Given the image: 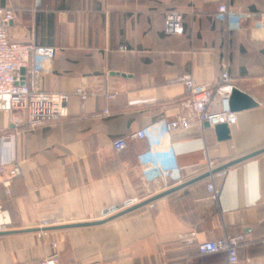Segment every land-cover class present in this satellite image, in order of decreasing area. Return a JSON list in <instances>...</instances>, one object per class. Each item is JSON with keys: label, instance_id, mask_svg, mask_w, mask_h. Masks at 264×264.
Listing matches in <instances>:
<instances>
[{"label": "crops", "instance_id": "crops-1", "mask_svg": "<svg viewBox=\"0 0 264 264\" xmlns=\"http://www.w3.org/2000/svg\"><path fill=\"white\" fill-rule=\"evenodd\" d=\"M222 3L264 13V0H0L15 14L10 39L56 50L52 60L30 57L24 83L67 95L69 110L34 130L16 127L21 112H0V135L18 133L16 164L0 166L8 222L0 264L41 259L51 243L59 264H227L226 254L203 256L197 245L236 236L244 238L241 264H264V153L194 181L264 148V30L246 21L228 31ZM170 10L184 13L181 35L164 33ZM226 60L233 84L259 106L236 112L227 141L205 125L166 136V122L195 119L182 79L214 86ZM140 130L146 139L113 149L114 139ZM152 147L176 159L155 184L142 178L139 161ZM183 184L102 225L34 231L104 220Z\"/></svg>", "mask_w": 264, "mask_h": 264}, {"label": "built area", "instance_id": "built-area-1", "mask_svg": "<svg viewBox=\"0 0 264 264\" xmlns=\"http://www.w3.org/2000/svg\"><path fill=\"white\" fill-rule=\"evenodd\" d=\"M218 12L228 31L240 28V22L253 21L261 30H264V13L238 12L229 3H222ZM15 19L11 8H0V112L13 115L21 112L22 119L16 121V127L26 125L34 130L39 126L54 124L69 117L68 96L65 94L45 92L30 88L24 83L23 69H27L30 57L37 60H52L56 56L53 47L23 44L10 39L8 29ZM239 20V23H235ZM185 16L178 10H170L166 14L164 33L167 36H178L184 31ZM193 99L195 119L181 117L168 121L163 126L166 136L178 130H190L194 125L204 127L208 123L211 127L216 124L227 123L229 126L237 122L236 113L232 112L229 104V96L236 86L228 71V60L224 64V71L220 81L210 87L198 85L193 78L186 76L182 79ZM77 94L83 101L87 99V93L80 89ZM105 114L109 111L105 110ZM18 133L0 135V166L16 164V140ZM145 130H140L128 136H121L113 140V149L117 152L125 151L130 142L138 139H146ZM141 176L149 184L168 179L176 168V159L173 150L162 156L155 147L149 148L139 156ZM18 169V168H17ZM212 168L211 171L212 172ZM208 190L215 194L217 188L213 183L208 184ZM0 207V233L6 230L8 222ZM46 225H43L41 234H47ZM244 238L241 236L224 237L218 240L207 241L197 245L200 255L226 254L227 264H241L239 249ZM17 264H59V255L54 252L48 256L31 262Z\"/></svg>", "mask_w": 264, "mask_h": 264}, {"label": "water", "instance_id": "water-1", "mask_svg": "<svg viewBox=\"0 0 264 264\" xmlns=\"http://www.w3.org/2000/svg\"><path fill=\"white\" fill-rule=\"evenodd\" d=\"M22 74L25 73V70L23 69L22 71ZM229 104H230V109L232 112L236 113V112H239V111H244V110H248V109H253L255 107H258L259 106V103L252 97L250 96L249 94L241 91L239 88L235 87L233 88L230 96H229ZM205 127H210V125L208 123L205 124ZM214 129H215V132H216V135H217V138L219 141H227L230 139L231 137V131H230V126L227 124V123H220V124H216L214 126ZM264 153V148L261 149V150H258L256 152H253L249 155H246L242 158H239L237 160H234L228 164H225L215 170H213L212 172H209L197 179H195L194 181H200L202 179H205L207 177H209L210 175H213V174H217V173H220V172H223V171H226L228 170L230 167L232 166H235L239 163H242L246 160H249L251 158H254L260 154H263ZM188 184V183H187ZM187 184H183L181 186H178L176 188H173L169 191H166L158 196H155L149 200H146L140 204H137L127 210H125L124 212H121L119 214H116L114 216H111L109 218H105L104 220H100V221H95V222H86V223H79V224H70V225H64V226H58V227H52V228H48L46 230H53V229H70V228H79V227H92V226H98V225H102V224H105L107 222H110L112 220H115L117 219L118 217L124 215V214H127L129 212H132L136 209H139L143 206H146L148 204H150L151 202L155 201V200H158V199H161L177 190H179L180 188L186 186ZM104 216H107L108 213L105 212L103 213ZM34 231H39L41 232L42 229L40 230H34ZM1 234V233H0Z\"/></svg>", "mask_w": 264, "mask_h": 264}, {"label": "rangeland", "instance_id": "rangeland-1", "mask_svg": "<svg viewBox=\"0 0 264 264\" xmlns=\"http://www.w3.org/2000/svg\"><path fill=\"white\" fill-rule=\"evenodd\" d=\"M43 224H47V223H43ZM50 233L49 232H47V234H41L40 235V233L38 234V236H41V237H47L48 235H49ZM40 238V237H39ZM51 247H52V249H53V251H52V253H54V252H56L55 251V245L53 244V243H51Z\"/></svg>", "mask_w": 264, "mask_h": 264}]
</instances>
